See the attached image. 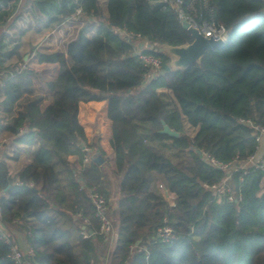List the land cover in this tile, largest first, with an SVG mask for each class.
<instances>
[{"label":"trees","instance_id":"16d2710c","mask_svg":"<svg viewBox=\"0 0 264 264\" xmlns=\"http://www.w3.org/2000/svg\"><path fill=\"white\" fill-rule=\"evenodd\" d=\"M1 1L7 7L11 0ZM14 1L12 12L20 0ZM106 1V16L99 0L33 3L46 27L63 23L77 7L81 20L98 23L95 35L79 33L65 53L38 54L39 63L58 67L45 82L51 94L45 105L29 102L13 116L23 96L34 92L32 72L22 57L20 68L0 62V114L10 117L0 121V264H14L12 250L21 251L14 232L25 236L33 264H264V173L246 176L242 200L229 203L203 188L224 174L197 154L231 163L258 152L253 131L240 120L264 126V0H207L227 28L226 44L187 70L151 78L134 56L139 41L165 65L161 46L190 44V34L160 0ZM124 31L136 37L128 40ZM17 50L16 43L4 57ZM101 101L108 102L113 123L115 169L84 165V146L94 156L105 154L88 143L79 106ZM162 123L179 137L161 134ZM12 142L17 149L9 156ZM24 150L32 158L20 159ZM239 180L235 174L236 185ZM93 191L107 202L113 237L99 234ZM165 221L173 230L170 243L158 239Z\"/></svg>","mask_w":264,"mask_h":264},{"label":"built area","instance_id":"2783aa9c","mask_svg":"<svg viewBox=\"0 0 264 264\" xmlns=\"http://www.w3.org/2000/svg\"><path fill=\"white\" fill-rule=\"evenodd\" d=\"M160 3L163 4L164 9L172 10L176 13L180 24H182L184 21H187L205 38L227 40V28L215 19L213 9L209 6L207 0H160ZM83 14L82 8L77 7L75 16L82 17ZM123 34L128 40H132L136 37L127 31H124ZM136 55H138L141 64L149 70V78H151L153 74L163 73V59L144 53L142 44L137 46ZM3 77L4 74L0 72V98L5 87ZM10 77L14 78V75H11ZM240 122L245 126H248L253 131L258 150L255 155L249 156L246 159L237 158L231 163H223L210 154L202 153L209 165L224 174V177L220 182L214 184L205 183L203 184V188L210 192L215 198L219 196L226 198L229 203H237L238 201L242 200L240 183H243L246 176H248L252 171L264 173V161H262L261 158L263 155L261 152V146L264 142V126L256 124L251 120L242 119ZM25 130V126L21 127L19 130L20 134L24 133ZM1 148L2 142H0V150ZM83 150L85 152L84 165H89L91 162H93L95 157L93 150L88 146H84ZM235 174H240L239 185H236L234 182ZM165 196L170 205L174 206V196L169 195L167 192H165ZM90 198L94 208L95 218L100 222L99 234L106 237H113L114 229L108 216L109 208L105 198L94 191L90 193ZM80 216L82 215L80 214L79 217ZM84 223L86 225L90 224L89 220L86 218L84 219ZM83 237L88 238V233H83ZM172 238L173 230L167 224V221H165L164 226L160 228L158 232V239H161L165 243H170ZM33 257L34 253L32 250H29L26 255L21 251L13 249L10 255V258L14 264H33Z\"/></svg>","mask_w":264,"mask_h":264},{"label":"crops","instance_id":"0c3cea01","mask_svg":"<svg viewBox=\"0 0 264 264\" xmlns=\"http://www.w3.org/2000/svg\"><path fill=\"white\" fill-rule=\"evenodd\" d=\"M25 1V4L22 7V2ZM100 1V6L102 8V11L104 13V15L106 16L107 13V1L104 0V6ZM36 0H20L18 3L17 8L12 12V6L14 3H16V1L11 0L9 1L7 7L3 6L2 1L0 0V62L4 61L3 64L4 66L7 67H15L16 64H20L19 63V57L23 58L24 61V68L27 65V61L29 58H32L33 55L35 54V52H39V54H44V55H50L56 52H66V48L68 43L73 40L75 37L78 36L79 33L81 32H86L87 36H92L96 34V28L98 23L94 22L93 19H89L88 23H85V21L81 20L80 17H76L75 15L67 18L63 23L59 24V25H55V29L53 30L51 33H48L46 35V37H43V39L41 40V45L43 43H45L47 48H41V45H38L36 47V45L30 47V39L31 36L29 33L25 32L24 30H20L18 31V29L16 28V26H14L16 23L18 22L19 17L22 15V11L25 9V11H28V14L31 15L33 13V18H36L35 16H39V19L36 18V21L38 24L37 25H41L44 22V25L42 26V28H40V31L46 32V25H47V18L44 17L42 15V12L40 10H33L34 12H32V8L31 5H33V3H35ZM7 12V16H3L1 18L2 13ZM10 13V14H9ZM16 13V14H15ZM9 14V15H8ZM15 14V16H14ZM18 17V19L15 20V18ZM11 20V21H10ZM12 23L13 25L9 28L8 24ZM42 22V23H40ZM86 24V26L84 27V29H82L81 31H75V27L72 26L73 24ZM89 25V26H87ZM46 28V29H45ZM43 29V30H41ZM69 29V30H68ZM54 36V38H53ZM15 37H18V41L15 40ZM37 38V37H35ZM54 41H58L62 47L59 48H63L61 51H59L56 48H52V46L50 45L51 40ZM29 41V42H28ZM16 43L18 44V50H17V55H12L10 57L5 58L7 54H10L13 47L16 45ZM53 43V42H52ZM145 43V42H144ZM141 40L139 41V44H144ZM48 45V46H47ZM4 47V48H3ZM49 47V48H48ZM33 51V54L30 55V52ZM5 56V57H4ZM27 57V60H25ZM39 65L42 66H54V65H49V64H45V63H39ZM56 70L58 73V67L56 66ZM33 75V74H32ZM34 88V87H33ZM45 93L48 94L49 98L51 97L50 93H48L47 90ZM35 92V91H34ZM34 92L32 94H25L23 96L24 97H31L34 95ZM22 98V99H23ZM22 99L20 101H22ZM49 100V99H48ZM42 101H39V104L42 105ZM44 105V104H43ZM26 104H21V102H19L13 112V116H17L19 112L23 111L25 108ZM108 107L109 104L107 101H101V102H89V103H81L79 106V115H78V120L80 125L83 127L86 137L88 139V143L89 144H95L98 147H101V149L104 152V162L103 164H106L107 166H110L111 168L115 169L114 166V160H115V151L111 146V139H112V135H113V123L112 121L108 118ZM10 117L8 118L7 115H2L0 114V121L2 124H5L7 122H9ZM94 126H97V129L95 130V133L98 134L96 138H93L91 140L90 138V134H91V130ZM2 137V136H1ZM0 141H2L0 139ZM14 149V152L17 149V145L15 143H11L8 147H7V155L9 156H13L14 152H11ZM31 149H34V147H32ZM264 150V147L262 149V153ZM20 159H23V154L22 157ZM13 163V162H12ZM16 165H19V162L15 163ZM14 236H16V240H17V244L18 247L21 251H23V253H25L27 255L29 248L27 246L26 243V238L24 235L18 233V232H14Z\"/></svg>","mask_w":264,"mask_h":264},{"label":"rangeland","instance_id":"374dc122","mask_svg":"<svg viewBox=\"0 0 264 264\" xmlns=\"http://www.w3.org/2000/svg\"><path fill=\"white\" fill-rule=\"evenodd\" d=\"M101 2L103 4V6H104V3H103L104 0H101ZM31 8H32L31 9L32 12H34L35 9L33 8V5H31ZM15 14H14V16H15ZM21 14L22 15L19 17L18 22H15L16 24L14 26H16V28L18 29V31H19V29L20 30L22 29L25 32H27V33L30 34L31 38L28 39V40H30V47L29 48H31L34 45H36V47L38 45H41V40L43 39V37H46V35L48 33H51L53 30H56L55 29L56 27L53 25L51 27H46L47 28V29L45 28L46 29V32L40 31V28H42V26L44 25V22L41 25H37L38 23L36 21V18L39 19V16L36 15L35 16L36 18H33V13L31 15H29L28 14V11H25V9L22 11ZM10 21H9V24H8L9 25L8 26L9 28L13 25L12 23H10ZM40 23H42V22H40ZM85 23L84 24H78V25L73 24L72 26L75 27V29H74L75 31H81L86 26ZM87 26H89V25H87ZM41 30H43V29H41ZM35 37H37V38H35ZM53 38H54V36H53ZM49 46H52V48H56L59 51H61L63 49V48H59V47H62L61 44L57 40L54 41V39L51 40ZM41 48H47L46 45H45V43H43L41 45ZM38 54H39V52H35V54L33 55V57L28 59L27 65L25 67L28 70H30L32 72V74H33L32 75V79H33V83H34V91L35 92H34V95L33 96H31V97H24L22 99V101H20L21 104H24V105L27 104V103H29V102H32V101H38L39 102L40 100H43L42 101V105L43 104L45 105L50 100V98H51V97L49 98L48 94L45 93L46 91H44L45 90L44 85H45V82L47 80H49V79H51V78H53V77H55L57 75L56 66H47V65L46 66H42V65H39L38 64ZM16 66H17V68H20L21 65L20 64H16ZM14 68L15 67H12V69H14ZM163 94L165 95L166 93H162L161 96L165 100H168L167 97H166V95L164 96ZM96 129H97V126H94L92 128V130H91V134H90L91 140L93 138H96L97 135H98V134L95 133V130ZM190 133H192V132H190ZM94 136H96V137H94ZM31 150H33V149H31ZM11 152H14V149ZM97 155H98V152H97ZM24 156H29V157L32 158V156L29 155L28 151H25V150L23 151V157Z\"/></svg>","mask_w":264,"mask_h":264},{"label":"water","instance_id":"95a60500","mask_svg":"<svg viewBox=\"0 0 264 264\" xmlns=\"http://www.w3.org/2000/svg\"><path fill=\"white\" fill-rule=\"evenodd\" d=\"M181 26L190 34L193 41L190 44L181 46H161V50L169 57V62L162 68L163 73H168L171 71L180 72L187 70L190 66L200 64L207 53L225 45L227 42L223 39L215 40L213 38H205L187 21L182 22ZM134 56H136V54H134ZM25 60H27V57ZM162 124L163 130L161 131V134L167 135L171 138L179 137V133L173 131L165 123ZM197 154L200 157H203L200 150H197ZM93 161L102 165L104 158L98 154L94 157ZM89 233L92 234L91 231Z\"/></svg>","mask_w":264,"mask_h":264}]
</instances>
